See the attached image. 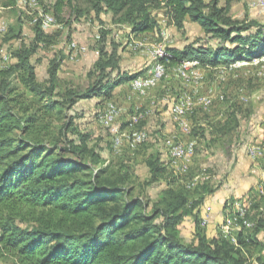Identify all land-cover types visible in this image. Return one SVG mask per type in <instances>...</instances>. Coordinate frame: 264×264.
<instances>
[{
  "label": "trees",
  "instance_id": "1",
  "mask_svg": "<svg viewBox=\"0 0 264 264\" xmlns=\"http://www.w3.org/2000/svg\"><path fill=\"white\" fill-rule=\"evenodd\" d=\"M18 1L5 4L16 7ZM66 1L76 0H56V11ZM86 1L98 15L110 12L116 22L128 24L134 34L156 31L160 25L152 9L165 7L180 30L189 19L216 42L215 50L197 43L170 48L165 63L218 65L264 56V23L235 18L231 10L238 0ZM23 22L19 16L10 39L23 37ZM33 30L31 42L11 49L12 62L5 66L0 57V259L18 264H250L244 255L250 245L246 227L238 233V244L201 232L192 242L181 235L184 217L194 215L198 222L201 206L218 188L202 183L196 189L173 179L152 203L134 194L130 165L95 168L103 156L89 144L90 132L75 126L76 115H66L58 135L51 131L53 118H63L80 100L111 99L118 86L144 74L121 69L119 45L112 43L108 50L103 44L96 79L85 89L60 92L59 60H51L46 82L37 79L33 57L47 40L41 17ZM234 127L228 120L221 129L229 134ZM146 165L151 180L162 178L168 165L182 173L169 151L168 162L157 151ZM251 204L250 211H261L256 232H264V193ZM257 262L264 264V255Z\"/></svg>",
  "mask_w": 264,
  "mask_h": 264
},
{
  "label": "rangeland",
  "instance_id": "2",
  "mask_svg": "<svg viewBox=\"0 0 264 264\" xmlns=\"http://www.w3.org/2000/svg\"><path fill=\"white\" fill-rule=\"evenodd\" d=\"M6 1L0 0V57L2 55V58L6 54L10 55L11 49L19 47L22 42L32 41L33 28L40 17V11L30 5V0H19L16 7L6 6ZM39 1L42 10L55 16L56 23L45 31L46 43L40 45L33 57V61L37 63V79L46 82L51 60H59L61 62L58 71L60 92H65L67 88L85 89L96 79L95 62L103 44L108 50H111L112 43L118 44L121 69L131 73L142 72V74L151 70L154 62L151 54L153 46L162 45L168 51L170 48H182L190 43L201 44L211 50L217 47L215 41L207 39L205 30L189 19L184 29L180 30L167 18L165 7L152 9L160 25L156 31L134 34L128 24L116 22L112 13L102 12L98 15L92 11L86 0L66 1L61 12L56 11V0ZM231 13L239 20L264 23V12L256 0L235 1ZM19 16L24 20L23 37L10 39L14 34L10 30L17 26ZM181 68L180 65L166 62L165 76L157 86L150 88L144 95L132 89L131 84L116 89L118 91L110 101L120 108L116 125L121 131L123 143L119 148L113 145L114 134L102 120V115L110 102L104 110V105L97 108V101H93L97 97L90 100L82 99L70 110L68 109L63 118H53L51 131L58 135L60 127L67 120L66 115H76L75 126L83 132H90L89 144L97 146L103 156V163L95 168L107 164L130 165L134 174V194L152 203L161 198L162 191L173 179H181L190 187L196 186V189L202 188V183H206L209 188L221 190L238 163L237 153L243 144L260 145L264 148V142L257 141L258 136L252 137L258 130V123L264 120V56L236 62H222L218 65L201 63L196 68V70L199 68L198 71L203 76L200 82L184 77ZM185 93L194 101V107L192 106L191 112L187 114L192 128L190 134L179 130L171 114L172 103ZM202 98L206 100L201 101ZM138 116L140 119L136 120ZM232 116L236 118L235 121ZM228 120L235 127L229 134H224L221 128ZM140 133L146 135L145 142L133 149L131 141ZM190 141H193L195 146L194 154L187 163L189 171L178 174L166 165L167 173L158 180H151L146 159L157 151L160 155L163 154L164 151L160 149L168 153L171 146ZM155 144L160 145L155 146ZM245 151L247 153V150ZM167 161L168 155L165 162ZM211 196H208V199ZM207 203L206 200L200 208L198 222L194 215H188L179 224L181 235L187 242L196 240L198 232L206 234L211 239H222L221 226L218 229L217 225L205 227L201 224L200 214ZM230 204L231 201H228L227 205ZM260 212L252 209L248 219L254 225L246 229L242 228L249 236L246 237L250 238L249 247L244 248V255L249 259L250 264H258L257 258L264 255L262 246L264 232H256V216ZM0 264L18 263L8 258L0 259Z\"/></svg>",
  "mask_w": 264,
  "mask_h": 264
},
{
  "label": "bare ground",
  "instance_id": "3",
  "mask_svg": "<svg viewBox=\"0 0 264 264\" xmlns=\"http://www.w3.org/2000/svg\"><path fill=\"white\" fill-rule=\"evenodd\" d=\"M256 1H257V4H259L261 9L263 10L264 0H256ZM30 5L32 7H34L35 10L40 11L41 27L43 28V30L47 31L53 25H55V23H56L55 16L49 12L44 13L43 10L41 9L39 0H30ZM35 22H37V21H35ZM1 31H3V30H1ZM73 45L75 46V43ZM153 47L154 48L151 49L152 50L151 54H152V58H153L154 62L152 64L151 72L149 74H151L152 72H155L154 78L152 79V77H147V76H149V74H148V75L139 76L130 82L132 89H134L136 92L143 94V95L145 93H147L150 88L157 86L158 83L161 81V79H163V77L165 76L166 63L163 61V58H165V56H166V49L162 45L153 46ZM159 49L161 50V53H160ZM10 57L11 56L8 54L3 56V58H2L3 63L9 62ZM186 64H189V66H186ZM199 65H201V62L197 61V60L187 61V62L180 64V66H182L181 69H183V71H184V77H186L187 79L191 78L195 82H200L202 80L203 76H198L199 75V71H198L199 68H198V70H196V68ZM137 80H138V82H137ZM192 83H193V81H192ZM187 84H189V83H187ZM184 96L188 97L187 103H181L183 101ZM179 97L180 98L177 99L171 105V114H172L173 119H174L173 121H175L177 123V125L179 126L180 130L183 133L190 134L192 131V128H191V125L187 119V114L190 111V109L192 108V106L194 105V101L191 98V96L188 95L187 93L182 94V96L180 95ZM202 100H206V98H202L201 101ZM205 105H206V103H205ZM119 114H120V108L114 102L109 103L107 110L103 114V121H104L105 125L109 126L111 132L114 134L113 145L116 148H119L123 143V137L121 136L120 129L116 125V120H117ZM138 119H140V116H138V118L136 120H138ZM112 124L116 125V126H112ZM145 139H146V135L144 133L137 134L135 137H133V139L131 141V147L133 149H136L137 146H139L141 143L145 142ZM194 146H195V144L193 141L186 142V143L183 142L181 144L171 146V148L169 150V156H170V160H172V165L175 168H177L179 171H181L182 173H186L187 171H189L188 170L189 167H188L187 163L189 162V160H191L190 158L194 154ZM254 150H263V148L260 145L249 146V148H248L249 154L254 156V157H257L261 154L254 152ZM233 206H241V202L236 201L233 204ZM246 206H251L250 200H247Z\"/></svg>",
  "mask_w": 264,
  "mask_h": 264
},
{
  "label": "crops",
  "instance_id": "4",
  "mask_svg": "<svg viewBox=\"0 0 264 264\" xmlns=\"http://www.w3.org/2000/svg\"><path fill=\"white\" fill-rule=\"evenodd\" d=\"M150 72L151 70H149L144 74H148ZM126 85H130V82H126L120 86H126ZM116 89L114 90L112 97H115L118 91V90L116 91ZM110 100L111 99H103L101 97H97L93 101H97L96 102L98 103L97 108H100L102 107V105H104L103 107L104 110L107 104L109 102H112ZM99 116L101 120V113L99 114ZM105 129L107 128L105 127ZM257 129L258 130L256 134H254V136L252 137L256 138L258 136L257 141L264 142V120H261L258 123ZM107 131L110 132L109 129H107ZM125 141L126 143H128L127 140ZM156 145H160V144H155V146ZM245 146L246 145L243 144V147L237 153V157L239 158L238 163L235 166L231 176L226 181L223 189L217 190L214 194H212V196L209 199L208 198L206 199L208 203L206 206H204V209L202 210L200 215H201V220L204 217H209V226L211 227L217 225L218 229H220L221 222L229 213V210L231 208L230 206L231 204H233L234 201H237L239 199L241 200L249 199L253 203V201L259 199L260 196L264 193V154L254 157L249 154L248 148L250 145L246 147ZM160 150L164 151L163 154H161V156L164 157L162 158V160L165 161L168 153L166 152V150L163 149ZM245 150H247L248 154L245 153L246 152ZM228 201H231L230 205H227ZM180 227L181 226H179V228Z\"/></svg>",
  "mask_w": 264,
  "mask_h": 264
},
{
  "label": "built area",
  "instance_id": "5",
  "mask_svg": "<svg viewBox=\"0 0 264 264\" xmlns=\"http://www.w3.org/2000/svg\"><path fill=\"white\" fill-rule=\"evenodd\" d=\"M264 12V8L262 10ZM159 48V47H158ZM160 50V49H159ZM161 53V50H160ZM186 66H189V64H186ZM154 73L152 72L149 74L147 77H152L154 78ZM198 76H202V74L199 72ZM138 82V80H137ZM188 102V97L184 96L183 101L181 103H187ZM112 126H116L113 125ZM254 152H257L261 155L264 154V148L263 150H254ZM188 153V152H187ZM241 206H230L229 213L227 216L223 219L221 222V232L222 236L225 237L226 239L230 240L233 244H238V232L242 230L244 227H252L254 223L248 219V215L250 213L251 207L252 206H246V202L249 199L246 200H241ZM201 224L204 226L209 225V217H204L201 220Z\"/></svg>",
  "mask_w": 264,
  "mask_h": 264
}]
</instances>
